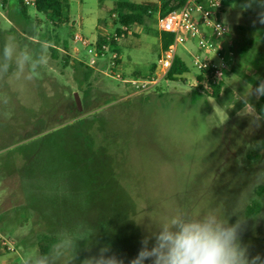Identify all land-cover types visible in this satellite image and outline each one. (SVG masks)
<instances>
[{"label":"rangeland","instance_id":"1","mask_svg":"<svg viewBox=\"0 0 264 264\" xmlns=\"http://www.w3.org/2000/svg\"><path fill=\"white\" fill-rule=\"evenodd\" d=\"M118 1L165 10L116 39ZM179 1L84 0L80 6L72 0L71 26L53 30L45 14L30 8L22 21L0 0V53L14 36L25 50L40 51L43 44L47 57L29 85L0 77V264H25L41 254L46 237H55L47 252L77 242L71 264L105 244L128 264L148 228L179 212L199 217L210 210L230 216V223L246 218L242 243L251 255L264 256V120L257 126L250 116L264 101H241L258 83L255 76L264 79V24L253 23L260 9L243 11L244 0H222L231 71L219 98L193 102L195 42L178 47L190 68L183 81H168L160 70L159 18ZM76 31L116 39L88 78L85 67L71 64L75 47L78 59H88L72 42ZM64 41L76 60L58 49ZM113 50L121 55L115 72L109 69ZM152 68L158 82L143 92L115 78L147 79ZM254 202L262 210L249 219L246 209Z\"/></svg>","mask_w":264,"mask_h":264},{"label":"clouds","instance_id":"2","mask_svg":"<svg viewBox=\"0 0 264 264\" xmlns=\"http://www.w3.org/2000/svg\"><path fill=\"white\" fill-rule=\"evenodd\" d=\"M253 6L260 9L253 23L264 24V0H244L239 7L246 11ZM46 61L43 44L40 51L25 50L19 47L14 36H9L0 53V77L11 75L16 81L29 85ZM254 79L258 83L241 98L243 104H248L252 97L257 100L264 97V79L259 76ZM250 116L259 126V121L264 120V109L256 116ZM229 220L230 216L221 218L215 210L199 217L179 212L168 222L148 228L140 240L137 255L128 264H264V256L251 255L249 246L242 243L246 218L240 216L235 223ZM69 249L73 252L70 257L66 255ZM76 249L77 242L63 241L47 253L29 257L25 264H71ZM87 250L91 251L90 248ZM81 264H125V258L105 244L95 254L86 256Z\"/></svg>","mask_w":264,"mask_h":264},{"label":"built area","instance_id":"3","mask_svg":"<svg viewBox=\"0 0 264 264\" xmlns=\"http://www.w3.org/2000/svg\"><path fill=\"white\" fill-rule=\"evenodd\" d=\"M24 3L30 8L35 7V0H24ZM224 9L222 0H186L178 10L169 11L160 16L158 23L160 31L174 35L173 44L167 50L162 51L160 59L162 78L165 79L175 56L178 55V47L193 41L199 48V53L193 58L195 68L198 71L202 70L205 60L209 59L212 61L211 67L215 81L218 83L224 81L231 71L230 58L233 55V52L225 47L230 28L222 19ZM113 16L116 17V14ZM72 38L75 44H79L86 50L88 59L80 61L90 68L97 66L98 60L109 48L104 46L103 51L100 50L97 40H91L79 31L74 32ZM115 38L119 39L120 37L116 34ZM112 52L109 69L115 72L119 67L121 55L115 50ZM115 78L130 84L136 92H143L158 82L159 75L158 77L153 75L147 79L135 77L127 79L121 73H116ZM8 250L13 249L8 247Z\"/></svg>","mask_w":264,"mask_h":264},{"label":"trees","instance_id":"4","mask_svg":"<svg viewBox=\"0 0 264 264\" xmlns=\"http://www.w3.org/2000/svg\"><path fill=\"white\" fill-rule=\"evenodd\" d=\"M185 1L186 0H180L178 5H176L175 7H171L169 11L178 10ZM2 2L4 4H7L5 8L9 7V11L18 19L26 21L30 18V7H28L24 3V0H2ZM155 6L151 4L136 3L132 1H118L112 12V15L116 14L115 24L118 25L116 29L117 36H127L135 26H143L147 23L148 19L154 18V15L158 12L159 9L165 10L164 7L158 8V6ZM33 9L36 11V13L45 14L46 16H48L53 26V30L69 24V0H35V7ZM160 40L162 51H165L173 44L174 35L169 32H161ZM97 43L99 49L102 51L104 46L111 47L116 46L117 44L115 39L104 36H99ZM211 62V60L206 59L204 68L198 71L196 75L197 89L191 93V99L193 102L197 101L199 97L205 99H217L221 95L222 83H218L215 81ZM71 64L73 68H77V66L85 67L88 70L86 74V78H88L90 73L89 71L92 70L90 67L77 60L71 61ZM154 73L155 68H152L148 75V78H151ZM188 73H190L188 64L185 62V60H183V58H181L179 55H176L171 68L165 76V79L171 82L183 81ZM135 74L136 77H142L140 73ZM261 101H264V97H261ZM262 189L263 188L260 187V190H258L259 194H261ZM261 210L262 205L259 202H254L247 207L246 217L249 219L253 218L258 213H260ZM54 242L55 237H46L44 241L40 243L41 254L47 253L50 245H52Z\"/></svg>","mask_w":264,"mask_h":264},{"label":"crops","instance_id":"5","mask_svg":"<svg viewBox=\"0 0 264 264\" xmlns=\"http://www.w3.org/2000/svg\"><path fill=\"white\" fill-rule=\"evenodd\" d=\"M71 2H72V0H69V6H70V11H71ZM83 2H84V0H79V5L80 6H82L83 5ZM69 18H70V21H69V26H71V14H70V12H69ZM82 21H81V23L80 24H78V27H77V29H82ZM83 33V32H82ZM85 37H87V38H89V39H91V40H93L94 38H96V31H95V34L92 36V37H89V36H86L85 34H83ZM99 38V37H98ZM72 39V42H73V38H71ZM98 40V39H97ZM74 43V42H73ZM69 46H71L70 45V43H67L66 41H64L63 42V46H62V48H58L60 51H66V53L69 55V56H72V58H76L77 59V61H80L81 59H78V56H80V50H78V48L77 47H75L74 48V53H75V55H76V57H74V55H72L70 52L68 53V51H69ZM73 59V60H74ZM75 59V60H76Z\"/></svg>","mask_w":264,"mask_h":264},{"label":"water","instance_id":"6","mask_svg":"<svg viewBox=\"0 0 264 264\" xmlns=\"http://www.w3.org/2000/svg\"><path fill=\"white\" fill-rule=\"evenodd\" d=\"M74 97H75V100H76V104L78 106V109L79 110H82V105H81V100H80L79 94L78 93H75Z\"/></svg>","mask_w":264,"mask_h":264}]
</instances>
